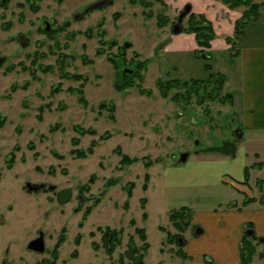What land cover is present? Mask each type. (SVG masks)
<instances>
[{
  "label": "rangeland",
  "instance_id": "374dc122",
  "mask_svg": "<svg viewBox=\"0 0 264 264\" xmlns=\"http://www.w3.org/2000/svg\"><path fill=\"white\" fill-rule=\"evenodd\" d=\"M98 1L0 0V116L6 119L0 136L4 143L19 146L17 161H27L19 171H30L35 178L41 169L58 190H72L71 200L62 207L45 205L47 233L52 236L47 242L49 263L131 264L132 242L144 254V264H217L206 256H188L184 246L188 258H182L179 245L195 238L230 237L238 228L227 232L219 215L224 217L228 205L242 207L243 203L238 205L244 197L243 202L264 200L258 196H263V187L259 191L247 184L245 194L231 197L219 185L180 189L166 181H183L186 176L179 174L194 172L191 162L218 156L208 149L232 140L234 130L241 132L235 122L230 130L226 120L221 123L229 112L226 104L218 98L210 101L208 95L202 100L197 88L181 84L204 80L209 73L206 64L211 73L226 66L236 74L243 62L239 68L227 66L228 56L211 59L210 52L198 45L196 51H164L176 34L171 24L158 28L156 22L160 17V22L171 23L181 8L172 12L163 0H109L94 7ZM253 3L261 4L258 11L264 8V0ZM235 50H230L231 59ZM138 62L143 67L135 73H123L124 68L134 70L132 63ZM129 75L134 76L132 83ZM174 79L181 84L161 86V92L158 80L165 84ZM140 88L150 93H141ZM263 136L252 133L238 144L251 150V159L257 152L256 160L262 163ZM182 154L187 159L180 163ZM123 156L131 163L123 164ZM176 166L180 169L173 170L175 174L167 170ZM250 174V183L259 178L264 186V169ZM109 180L115 183L109 185ZM181 206L193 212L183 219L171 218ZM30 207L32 220L44 211L33 200ZM204 222L211 226H202ZM258 228L248 223L236 231L239 264L243 243L254 247L250 264H264V233ZM106 229L121 234L111 255L103 245ZM138 229L144 230V242ZM250 230L253 233L247 235ZM145 243L149 248L143 252Z\"/></svg>",
  "mask_w": 264,
  "mask_h": 264
},
{
  "label": "crops",
  "instance_id": "0c3cea01",
  "mask_svg": "<svg viewBox=\"0 0 264 264\" xmlns=\"http://www.w3.org/2000/svg\"><path fill=\"white\" fill-rule=\"evenodd\" d=\"M163 2L167 7L171 6L172 12L189 3L192 5L193 14L203 15L212 24L215 38L210 41V47L206 49L210 52L211 59H221V57L228 56L226 60L227 62L231 61V63L227 66L238 65V68L243 62L241 70L237 69L236 74L231 68L226 66L221 68V71L213 70L214 73L221 74L224 77L221 95L231 96V101L224 103L229 107V112L222 116L224 119H221V123L223 124L224 120H226V125L229 127L232 122H235L241 129V138L236 143V154L231 157L218 153V156L207 157L199 163H197V160L191 162L193 165L191 168L194 172L179 174V177L180 175L186 176L181 182L168 180L166 183L173 188L178 187L180 189L219 185L231 197H238L240 193L245 194L244 189H247L242 183L245 182V169L248 167V187L251 188L253 185L259 191L263 190V182L259 178H255L250 183V173L251 171L259 173L263 171L264 163L256 160L259 156L257 152L253 153L254 158L251 159V150L247 151L245 148H240L238 144L242 140H247L252 133H264V8H259L258 18L245 28L243 37L238 42V45L234 46L238 50V54L231 59L229 55L232 43H228L227 39L234 40L235 22L242 17L245 7L230 10L226 5L216 0H163ZM161 4L163 5V3ZM166 20L167 25H164L163 28L171 24L168 19ZM157 27L159 28V26ZM197 47L194 34L182 32L174 35L172 41L167 43L166 48L163 50L196 51ZM217 61L221 63V60H215V63ZM218 67L220 66L218 65ZM208 75L209 73H207V77L204 80L208 78ZM225 88H228L229 91ZM225 116L228 117L225 118ZM229 120L230 124L228 125ZM228 130H230V127ZM224 141H231V139L227 138ZM258 163L263 164L262 168L260 167L261 164ZM178 169L180 168L176 166L167 170H172L171 174H175L173 170ZM176 173H180V171H176ZM237 184H240L239 186H242L243 190L237 188ZM260 194L258 196L264 198V193L263 196ZM244 198L238 206H241ZM231 207L234 209H230ZM227 208L223 212L224 217L219 215L221 225H223V229L224 227L227 228V232L230 233L232 227V229H240L241 226L245 228L250 223L256 228L263 227V229H258L264 233V204L262 205L259 201H255L240 208L232 205H228ZM206 218L209 222L211 221L210 217ZM209 222H204L202 226H211ZM191 223H194V219ZM236 231L234 233L232 230L231 236L228 238H218L219 236H214L216 238L210 240L195 238L196 241H193V239L184 245V251L185 253L187 252L188 256H193L194 258L206 256L210 259H216L218 261L217 264H239L240 240ZM210 259L208 261H211Z\"/></svg>",
  "mask_w": 264,
  "mask_h": 264
},
{
  "label": "flooded vegetation",
  "instance_id": "af4514ba",
  "mask_svg": "<svg viewBox=\"0 0 264 264\" xmlns=\"http://www.w3.org/2000/svg\"><path fill=\"white\" fill-rule=\"evenodd\" d=\"M108 2L109 0L98 1L94 7ZM186 7L189 11L181 19V32L187 16L193 14L191 4L183 5L175 20L171 22L172 32L178 27L179 16ZM5 121V116L1 115L0 129L4 127ZM236 132L237 130L233 133L231 141L235 140ZM18 147L4 143L0 136V264H51L47 242L52 236L47 233L48 211L45 205L50 202L62 207L71 199L66 203H59L58 193L63 189L58 190L55 185L48 183L47 174H43L41 169L37 172L39 177L35 175V178H32L33 173L30 171H19L27 161L24 158L17 161L15 151ZM48 192L51 197H48ZM32 200L38 205L37 208L44 209L38 212L37 219L33 220L30 207Z\"/></svg>",
  "mask_w": 264,
  "mask_h": 264
},
{
  "label": "trees",
  "instance_id": "16d2710c",
  "mask_svg": "<svg viewBox=\"0 0 264 264\" xmlns=\"http://www.w3.org/2000/svg\"><path fill=\"white\" fill-rule=\"evenodd\" d=\"M222 3H224L225 5H227L230 9H236L238 7H245V10L242 14V17L240 19H238L235 22V28H234V40L232 41L231 39H227L228 43H232V47H234L235 45H238V42L241 40V38L244 35V31L245 28L252 23L253 21H255L258 18V7L261 6L260 3H253V0H220ZM145 6H148L147 4H144ZM151 17V14L149 15ZM160 17L158 18V26L159 27H163L164 25L167 24V20L165 19L164 21L160 22ZM182 32L185 33H192L194 34V38L195 41L197 43L198 46H202L205 49H208L210 47V41L213 40L215 38V33L213 30V27L211 25V23L209 21H207V19L203 16V15H194L191 14L188 17L187 20V27L182 29ZM238 54V50L236 49L235 52L232 53V56H237ZM206 60H210V55L206 54ZM123 65H127V64H123ZM133 67H134V73L135 71H137L139 68L143 67L142 63H132ZM145 65V64H144ZM205 69L207 72H209L208 78L206 80H198V79H190V80H184L185 82H182V80H167V82H165V84H163L161 82V80H158V84L159 87L161 88V92H163V88L161 86H163L164 88H167L168 86L170 88L172 87H178L180 84L186 88V87H191L194 86L195 88L198 89V92H196L198 95H201L200 99L204 100L205 97L208 95V99L210 101H214L215 99L218 98V101L222 104H224L225 102H230L231 101V96L226 95L223 96L221 95L222 92V87L224 84V77L220 74H214L211 73V66L206 64L205 65ZM133 73V75H135ZM132 75V76H133ZM131 75H129L130 78V83L133 82V78ZM132 78V79H131ZM141 93H145V94H149V91H144V89L140 88ZM164 94V93H163ZM166 96V95H165ZM174 98V96H173ZM178 96L175 95L174 99H177ZM89 130V129H88ZM80 133L82 131H79ZM90 133H92L91 131H89ZM93 149H89L88 150V154L92 153ZM86 155L85 153H82V156ZM123 161L127 160V157L123 156L122 157ZM133 161V160H132ZM131 162H123V164H129ZM248 169V168H247ZM247 169H245V182L242 183V185L246 186L245 184L247 183V178H248V172ZM240 185V184H239ZM239 185L237 184V188L239 187ZM146 186L143 187V190L146 191ZM131 193L128 192V196H130ZM255 198H249L248 200H246L245 202H243L242 206H245L247 204H250L252 202H255ZM260 203L264 204V200H260ZM189 210L188 208L185 207H180L178 210H173L171 212V218L174 219H183L184 214L185 215H189ZM192 213V210H191ZM190 220L192 219V214H190L189 216ZM143 219L144 215H143ZM191 224V221H187L186 225L187 227H189ZM184 230V228H183ZM136 233H138L139 238L142 242H144L146 240V236L144 235V230L143 229H138L136 230ZM179 239V237H178ZM121 242V234L117 231H113L110 229H106L105 232L103 233V245L104 248L106 249L107 254L111 255L115 248L120 244ZM185 243H181L180 246V251L178 252V254L180 255V257L182 258H188V256L182 251V247L184 246ZM148 244H144L143 245V252L147 251L148 249ZM130 251H131V255H130V260H131V264L136 263V264H144V260H143V256L144 254H140L138 253V251H140V249H136L134 247V245L130 244ZM142 252V251H140ZM241 252V263L240 264H250L252 257L254 255V247L251 246V244H246L243 243V248L242 250H240ZM129 256V254H128ZM136 256V257H135Z\"/></svg>",
  "mask_w": 264,
  "mask_h": 264
},
{
  "label": "water",
  "instance_id": "95a60500",
  "mask_svg": "<svg viewBox=\"0 0 264 264\" xmlns=\"http://www.w3.org/2000/svg\"><path fill=\"white\" fill-rule=\"evenodd\" d=\"M189 11L188 7L185 8L184 12H182L179 16V19H178V22H177V26L176 29L173 31L174 33H179L181 31V27L179 26L180 25V22H181V19L182 17ZM49 30V23L46 22V28H45V31H48ZM124 73H129L131 74L133 71L132 70H129L127 68H124L123 70ZM241 138V132L240 131H237L236 132V138L234 141H225L223 142L220 146L218 147H211L208 149V151L210 152H216V153H219V154H222V155H225V156H231L233 157L235 154H236V150H237V147H236V142ZM187 159V154H182L179 158V162L182 163L184 162L185 160ZM115 183V180H109L108 184L111 185V184H114ZM71 195H72V192H71V189L69 188H66V189H63L61 190L59 193H58V196H59V203L63 204V203H66L68 202L70 199H71ZM62 197V198H61ZM253 233V231H248L246 232L247 235H251Z\"/></svg>",
  "mask_w": 264,
  "mask_h": 264
}]
</instances>
